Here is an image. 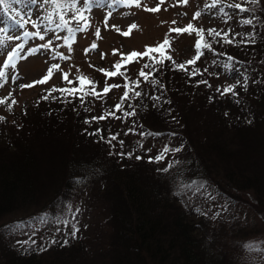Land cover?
I'll return each mask as SVG.
<instances>
[{
  "label": "trees",
  "instance_id": "1",
  "mask_svg": "<svg viewBox=\"0 0 264 264\" xmlns=\"http://www.w3.org/2000/svg\"><path fill=\"white\" fill-rule=\"evenodd\" d=\"M20 3L12 0L15 8ZM240 3L249 11L223 6L232 18L222 13V19L214 20V28L228 32L234 43H214V51L204 50L185 71L175 64L195 56L197 37L188 54L170 40L166 53L172 60L144 69L151 71L147 80L139 71L152 63L148 57L131 62L141 60L134 73H127L126 65L121 68L124 82L114 102L109 92L99 98L107 100L103 104L95 96L85 97L82 104L78 97L66 98L59 92L42 99L53 86L40 89L32 102L18 108L4 98L0 104V116L5 117L0 120V264H236L225 243L221 246L212 240L224 228H210L208 240L209 216L184 204L180 182L204 185L209 179L220 197H230L232 186L252 191L264 208V1ZM246 19L252 24L243 23ZM219 55L241 70L232 84L233 93L222 94L223 88L218 93L198 83L205 81L206 64ZM229 56L234 59L229 61ZM110 66L106 70L114 71ZM193 68H199L200 74L191 75ZM104 75L100 82L107 79L112 85L114 77ZM125 77L128 83L139 81L138 87L133 85L139 97L130 92L131 99L121 100ZM55 87H79V83ZM102 89L96 85L97 91ZM117 103H122V110L115 109ZM133 111L135 115H125ZM100 116L105 118L92 119ZM135 134L181 151L157 161L154 157L164 147L145 152ZM112 136L116 139L109 143ZM165 168L167 172L162 171ZM79 193L95 198L100 209L93 231L88 230L90 224L81 223L83 230L74 237L71 229L42 243L20 244L8 233L16 221L53 210ZM261 207L257 213L264 218ZM197 209L202 212L195 221L191 216Z\"/></svg>",
  "mask_w": 264,
  "mask_h": 264
},
{
  "label": "rangeland",
  "instance_id": "2",
  "mask_svg": "<svg viewBox=\"0 0 264 264\" xmlns=\"http://www.w3.org/2000/svg\"><path fill=\"white\" fill-rule=\"evenodd\" d=\"M241 1L245 0H223V5L221 6L240 3ZM98 2L100 6L94 5L91 12L86 13L90 17L91 26L86 32L76 33L72 52L67 51L62 38L56 39L57 36L63 37L69 35L66 30L49 31L43 40L39 37L29 39L25 43V53L28 48L48 43L51 39L55 51L63 52L70 59L65 60L59 57L53 59L54 53L52 49L41 48L35 55L29 56L26 60L18 61L15 70H8V80L4 83L3 87H0V98H9L11 102L14 99L16 103L12 105L18 108L32 102L40 89L66 84L67 81L63 79L64 72H68L69 79L73 83L76 82V84L79 83L77 76L85 74L92 78L100 89L104 87L105 82H110L107 79L104 82H100L104 74L99 69H107L110 65H114L120 61L122 53L127 54L132 50L143 51L145 46L157 44L168 34L174 47L181 53L188 54L196 34L170 33V28L183 27L191 21L197 27H203L207 30L208 28L216 27L217 25H214V20L222 15V13L218 14L215 8H204L205 3L210 4L211 0H188L187 4H180L177 0H164L163 3H160V0H142L140 7H125L120 4L111 5V0H98ZM157 5H159V11L155 13L145 10L146 7L152 8L157 7ZM257 5L261 6V3ZM18 9H31L33 12L32 20H43V23L40 24L42 33L49 27L44 17L51 11L52 6L45 4L43 0H36V3H32L31 0H23ZM200 10H203L202 15L198 19L193 20L194 13ZM109 11L112 12V16L107 19L106 25L105 20ZM11 15L5 13L0 8V28L8 27L10 31L6 35H20L21 39L5 40V45L0 46V67L3 66L7 58L8 46L14 47L17 43L24 42V38L21 35L24 29H21L13 21ZM220 19H222V16ZM173 21L176 23L173 24ZM132 23L137 24L138 27L132 30L129 36H124L122 32L126 31L127 26ZM113 26H119L121 31H117ZM25 28L29 31L36 30L31 24L25 25ZM97 28L100 29V36L95 35ZM206 35L207 33L205 32ZM92 43H96L97 47L95 49L91 48ZM52 63L60 64L61 69L54 71L53 77L47 83L33 84L31 88L21 89L19 87L20 84H29L41 79ZM140 64L141 60L135 62V64L129 63L126 65V68L129 67L127 68V73H134ZM225 64H230V69H225ZM205 68V71H202L205 81H207L205 85H210L216 91L217 89L221 90V88L232 85L241 75L240 68L233 63L223 60L221 55H219L218 60L206 64ZM12 76H19V79L13 80ZM123 76H115L111 80V84H116L115 82L117 81L118 85H120L124 82L122 80ZM117 88L119 89L116 91ZM119 90L121 91L120 87H116L109 91L112 94L110 102H114V98L120 93ZM10 93L11 95H9ZM94 100L99 104L107 101H100L97 97ZM256 105L258 106L256 112H258L261 110L259 109L260 104L257 103ZM134 139H137V145L145 152H147V149L152 150L157 147H165L162 142L152 143L149 139L140 138L137 134H135ZM166 142H170V140ZM212 185L209 179H207V182L200 188L198 193L194 194L187 190L181 192L184 204L189 208L196 206L208 214V223L206 224L208 240L212 236L210 228L213 226L224 228L221 233L218 231L217 234L220 235H214L212 240H215L221 246L223 245L222 243H225L228 251L227 254L233 255L236 264H264V218L260 217L257 213V208L261 206L256 201V198L253 197V192L237 190L232 186L233 189L228 193L230 197H220V195L217 196L215 194ZM69 204L72 205L73 211L76 208L80 209L79 212L75 213L74 220L71 214H65V206ZM96 205L97 201L95 198H88L79 193L77 197L72 196L71 198L63 199L55 205L53 210L38 212L33 214V216H27L16 221L10 227L8 233L15 237V242L18 244L22 242L42 243L47 239H51L54 235L62 237L64 231L72 229L71 224L64 225L58 222L63 219L72 220L79 229L78 233H81L83 230L81 223L90 224L88 230L93 231V226L99 222V217L101 218L99 214L101 213L100 209ZM202 211H198L191 218L197 221ZM261 211L264 213L263 207H261ZM42 215H47V222L40 220ZM16 218H13L14 221ZM217 219H220V222H217ZM17 224H21L22 226L16 227ZM248 244H255L257 247L249 249L246 247Z\"/></svg>",
  "mask_w": 264,
  "mask_h": 264
},
{
  "label": "snow or ice",
  "instance_id": "3",
  "mask_svg": "<svg viewBox=\"0 0 264 264\" xmlns=\"http://www.w3.org/2000/svg\"><path fill=\"white\" fill-rule=\"evenodd\" d=\"M21 0H16V3H20ZM32 3H36V0H31ZM45 4L51 5L52 9L47 14L46 17H44L45 20H47L49 27L43 31H41L40 24L43 23V20H32L31 17L33 15V12L31 9H18L12 6V0H0V8L5 13L12 14L11 18L13 21L21 28L24 29L22 31V37L24 38V42L17 43L14 47L8 46L7 50V58L4 61V64L2 67H0V87H3L4 83L8 80V70H15L17 67L18 61L26 60L29 56L35 55L40 51L41 48L43 49H52L53 50V59L56 57H59L61 59L68 60L70 59L69 56H66L63 52H56L52 43V40L50 39L48 43L40 44L37 47H30L27 49L25 53V43L28 42L29 39L34 37H39L41 40L44 39L45 35L48 34L49 31L55 32L57 30H66L69 35L63 36V37H56V39H63L65 46L67 47L68 52H72L73 48L72 45L75 42V35L76 33L80 32H86L90 26H91V20L89 15L86 13H90L92 7L100 6L98 0H43ZM164 0H160V3H163ZM180 4H187L188 0H177ZM258 0H252V3H257ZM142 3V0H111V5L120 4L125 7H140ZM223 5V0H211V3H205L204 8L205 9H217V13H223L225 16H228L229 14L225 12V8L220 6ZM227 7L238 9L240 12H248L249 9L245 6H243L241 3H232L228 4ZM146 11L149 12H157L159 11V5L157 7L152 8H145ZM202 11H197L193 15V20L198 19L202 15ZM112 16V12L109 11L106 16L105 24L107 25V19ZM27 17V19H25ZM230 18V16H229ZM251 19H246L243 21L245 24H252ZM173 24L176 22L173 21ZM31 24L33 28H35V31H29L25 28V25ZM116 28L117 31H121L119 26H113ZM138 27L137 24L132 23L127 26V30L123 31L122 34L124 36H129L132 30L136 29ZM10 29L8 27L0 28V46L5 45V40L12 41V40H20V35H6ZM169 32H174L177 34H183L188 33L189 35L195 33L196 34V41H195V49L196 53L193 58L188 59L185 63H177L175 64V67L181 70L187 71V65H194L197 60L201 58V56L204 54V50L208 51H214L213 44L218 42H224V43H234L235 41L229 37L228 32H221L218 31L215 28H208L205 30L203 27H197L194 25L193 22H189L186 26L183 27H175L170 28ZM205 32L207 33L208 37H211V39H206ZM95 35L100 36V29L97 28L95 30ZM217 37H220V40L217 41ZM248 42H254L253 41H241V43H248ZM97 47L96 43H92L91 48L95 49ZM171 47V41L169 38V35L166 34L165 38L162 42H158L155 46H145V51L140 52L137 50H132L127 54L122 53L121 54V60L116 62L114 64V71L113 70H106V69H99V71L105 73L107 77H115L117 75H124L123 72H121V68L124 65H127L131 63L132 61L136 60L138 57H148L152 63L151 64H145L144 68H142L139 71V75L143 77L145 80H147L151 76V71L146 72L144 69H153L156 64H163L164 60H172V56L167 55L166 50ZM115 52V50H114ZM24 53V54H22ZM154 53H158L159 55H153ZM103 58V55H102ZM229 61H232L233 57H228ZM225 69H230V64L224 65ZM61 66L58 63H52L48 69L45 75L37 81H33L29 84H20L19 87L21 89L23 88H31L33 84H45L47 83L52 77L53 73L56 70H60ZM191 75H198L200 74L199 68H193ZM13 80H18L19 76H12ZM63 79L68 82V84H72L73 81L69 79L68 72L63 73ZM77 80L79 81V87H62L57 88L53 86V88L49 89V95L42 97V99H48L49 96H51V93L53 92H59L61 95H64L66 98L68 96H76L80 99L81 103H84L85 97L91 95L95 96L97 98H101L103 94H107L112 88L120 87V85H109L107 82H105V85L102 89V91L96 90V82L88 77L85 74H80L77 76ZM126 83L124 84L125 91L123 93V96L121 97V100H127L131 99L132 96L139 97L141 93L139 91L135 90V87L139 86V81H132L131 83H128V78L125 77ZM198 83H205L207 84V81H199ZM135 85V87H133ZM91 86V87H88ZM235 85H229L223 88L222 94L227 93H233L234 92ZM217 91H221L220 89H217ZM130 92L132 93V96H130ZM11 95V93L9 94ZM5 103L4 98H0V104ZM16 101L13 99L12 104H15ZM122 103H117L114 105L116 110H122ZM8 110H12L11 104L8 105ZM108 115H115L113 112H109ZM125 115H135V112H126ZM104 116L100 117H93L92 119H104ZM0 120H5V117L0 116ZM89 121H86L88 123ZM100 130L97 129V132ZM116 136H112L111 139L108 141L111 143L112 140H115ZM121 145H123V141L120 142ZM181 151V148H169L168 146H165L163 150L154 157L155 160L160 161L163 160L167 153L169 152H179ZM123 155V153H121ZM129 155H131L129 153ZM140 157H137L139 159ZM153 159V158H150ZM173 163H179L178 161H175ZM173 163H169L168 168H171L173 166ZM168 168L162 169V171L167 172ZM203 187V185H197L194 181H188V182H180V191L183 192L185 190L192 192V193H198L200 188ZM80 209L76 208L73 211V207L71 204L65 206V214H71L72 219H75V213L79 212ZM197 211H199L197 209ZM40 220L42 222H47L48 218L47 215H42L40 217ZM59 223H62L64 225L71 224L72 226V232L71 235L74 237L76 233L79 231V229L76 227L75 223L72 222V220L69 219H63L58 221ZM21 224H17L16 227H21ZM55 243V241H53ZM64 243H67L65 241ZM247 248L251 249L254 247H257L255 244H248L246 245ZM41 251L44 249L41 248Z\"/></svg>",
  "mask_w": 264,
  "mask_h": 264
}]
</instances>
